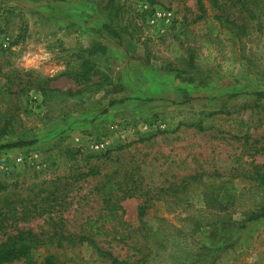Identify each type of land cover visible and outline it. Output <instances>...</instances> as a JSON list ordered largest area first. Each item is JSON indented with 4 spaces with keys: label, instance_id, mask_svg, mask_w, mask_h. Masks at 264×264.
I'll return each mask as SVG.
<instances>
[{
    "label": "rangeland",
    "instance_id": "374dc122",
    "mask_svg": "<svg viewBox=\"0 0 264 264\" xmlns=\"http://www.w3.org/2000/svg\"><path fill=\"white\" fill-rule=\"evenodd\" d=\"M6 123L0 146L26 144L0 150V245L36 235L39 263L264 264V0H0Z\"/></svg>",
    "mask_w": 264,
    "mask_h": 264
},
{
    "label": "trees",
    "instance_id": "16d2710c",
    "mask_svg": "<svg viewBox=\"0 0 264 264\" xmlns=\"http://www.w3.org/2000/svg\"><path fill=\"white\" fill-rule=\"evenodd\" d=\"M64 2H72V1H84V0H62ZM111 1V0H110ZM87 76V73L85 74ZM84 75V76H85ZM220 79L215 80L217 84H219ZM195 82V80H193ZM9 124L6 123L0 130V137L6 135L9 131ZM26 143H20L17 145H2L0 146V150L5 148H12V147H20L24 146ZM4 188H0V191H2ZM264 218V211L259 213H256L252 218V220L258 219V218ZM90 228L88 231L89 236H93L94 234H101L103 233V229L97 227V222H94L93 224H90ZM41 240L36 236L32 235L31 233H23L19 232L16 235H12L8 238L6 242L0 245V264L5 263H12L18 260L23 259L27 264H57L54 262L53 256H47L42 263H39L35 260H33L32 251L35 248L40 247ZM42 245V244H41ZM111 262L113 264H127L125 261H120L117 258H111Z\"/></svg>",
    "mask_w": 264,
    "mask_h": 264
},
{
    "label": "clouds",
    "instance_id": "9594fccd",
    "mask_svg": "<svg viewBox=\"0 0 264 264\" xmlns=\"http://www.w3.org/2000/svg\"><path fill=\"white\" fill-rule=\"evenodd\" d=\"M20 61L22 62L25 69L39 67L40 61H47L50 59V53L47 52L43 47L39 48L36 52L25 51L20 56ZM62 67L56 66L49 69L51 75H55L56 72L61 71ZM254 257H249V261L254 260Z\"/></svg>",
    "mask_w": 264,
    "mask_h": 264
}]
</instances>
